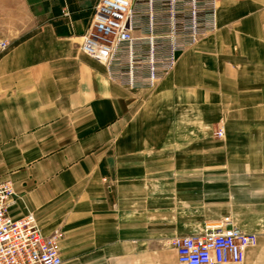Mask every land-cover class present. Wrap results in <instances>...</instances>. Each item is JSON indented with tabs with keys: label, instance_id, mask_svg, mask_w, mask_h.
<instances>
[{
	"label": "crops",
	"instance_id": "obj_1",
	"mask_svg": "<svg viewBox=\"0 0 264 264\" xmlns=\"http://www.w3.org/2000/svg\"><path fill=\"white\" fill-rule=\"evenodd\" d=\"M98 1L0 0L9 215L61 232V264H178L174 238L230 217L264 264V0H218L152 88L80 50Z\"/></svg>",
	"mask_w": 264,
	"mask_h": 264
},
{
	"label": "built area",
	"instance_id": "obj_2",
	"mask_svg": "<svg viewBox=\"0 0 264 264\" xmlns=\"http://www.w3.org/2000/svg\"><path fill=\"white\" fill-rule=\"evenodd\" d=\"M218 0H99L81 36L82 52L102 63L110 80L129 88H152L174 66L177 56L216 26ZM139 5L135 8V4ZM8 46L0 41V50ZM224 135L222 127L214 136ZM15 192L0 182V264H61V232L44 235L32 213L13 218ZM256 235L224 217L198 235L171 241L178 264L244 263Z\"/></svg>",
	"mask_w": 264,
	"mask_h": 264
},
{
	"label": "rangeland",
	"instance_id": "obj_3",
	"mask_svg": "<svg viewBox=\"0 0 264 264\" xmlns=\"http://www.w3.org/2000/svg\"><path fill=\"white\" fill-rule=\"evenodd\" d=\"M217 138V137H216Z\"/></svg>",
	"mask_w": 264,
	"mask_h": 264
}]
</instances>
